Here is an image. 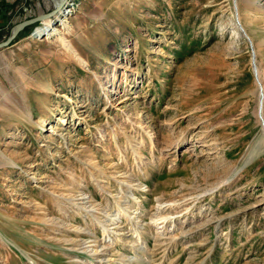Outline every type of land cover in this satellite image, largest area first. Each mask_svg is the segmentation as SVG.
<instances>
[{
	"label": "rangeland",
	"instance_id": "1",
	"mask_svg": "<svg viewBox=\"0 0 264 264\" xmlns=\"http://www.w3.org/2000/svg\"><path fill=\"white\" fill-rule=\"evenodd\" d=\"M243 1L68 0L0 46V264H264V0ZM9 4L0 42L56 8Z\"/></svg>",
	"mask_w": 264,
	"mask_h": 264
},
{
	"label": "bare ground",
	"instance_id": "2",
	"mask_svg": "<svg viewBox=\"0 0 264 264\" xmlns=\"http://www.w3.org/2000/svg\"><path fill=\"white\" fill-rule=\"evenodd\" d=\"M53 2H54V4H55V6H59V8L57 9V10H59V11H61V6H60V4L62 3V1L63 2H65V1H67V4H68V0H52ZM244 2V5H245V8L247 7V12H249V13H251L250 11V9H251V7H253V6H255V4H254V2L252 1V0H244L243 1ZM65 5L64 6V10L67 8V6L69 5ZM252 5V6H251ZM58 11V12H59ZM66 11V10H65ZM62 12V11H61ZM238 12V11H237ZM47 18H49V17H44L43 18V20H46ZM42 20V21H43ZM237 20H238V22H239V27L243 30V37H246L248 40H250L251 42H253V38H252V36L250 35V33H249V29H247V27H245L243 24H242V16H241V14H240V12H238V15H237ZM60 22H62V23H65L66 22V18H62V19H60ZM61 23V24H62ZM56 31H57V27L56 26H53L52 25V21L51 20H48L43 26H41V27H38L37 29H36V33L39 35V36H43L44 34H46L45 36H47V34L49 35V33H56ZM43 34V35H42ZM41 38H43V37H41ZM41 38H40V40H41ZM7 41V40H6ZM11 42V41H10ZM10 42H8L6 45H9L10 44ZM263 42V41H262ZM63 43L65 44V46H67L69 49H74V47H72L71 46V44L69 43V42H66V40L65 39H63ZM264 43V42H263ZM261 45L262 44H259V45H257V47H259V49L261 48ZM5 47V46H4ZM255 50H256V48H255ZM74 54H75V56H78V53L74 50ZM257 56V55H256ZM256 56H255V58H256ZM258 87H259V84H258ZM260 99H259V102H258V104H259V108H258V111H257V116H258V119H259V121L261 120L259 117L260 116H262V115H264V92H263V94L261 93L260 94V97H259ZM262 124H264V119H263V121H262ZM124 183H126V182H124ZM129 183V182H128ZM130 185V184H129ZM84 199V198H83ZM187 206V205H186ZM168 207V205L166 206V205H164V204H160L159 203V206L155 209V214H154V216H153V218L155 217L156 218V221H154V223L153 224H156L157 226H159L160 224H163L164 226L165 225H167L168 223H173V218H170L169 216H168V214H171L170 213V211L171 210H173V208H174V204H169V208H167ZM187 209V208H186ZM185 210V209H184ZM154 218V219H155ZM153 219V220H154ZM152 220V221H153ZM158 221H160L159 223H157ZM174 222H176V220L174 221ZM113 224H116L117 225V227H119L120 225L118 224V222H113ZM128 226L130 227V229H134V230H136L135 228H136V226H137V224L135 223V222H131V223H129L128 224ZM162 227V226H161ZM166 227V226H165ZM159 228H160V226H159ZM117 229V228H116ZM127 229V228H126ZM158 229V228H157ZM125 233V231L122 233H120V234H124Z\"/></svg>",
	"mask_w": 264,
	"mask_h": 264
},
{
	"label": "water",
	"instance_id": "3",
	"mask_svg": "<svg viewBox=\"0 0 264 264\" xmlns=\"http://www.w3.org/2000/svg\"><path fill=\"white\" fill-rule=\"evenodd\" d=\"M66 4H67V1H65V2L62 1V3L60 4L61 10L64 9V6ZM58 8H59V6H56V8L53 11H51V12L43 13V14H41L39 16H36V17H33V18H29V19H26L24 21L19 22L18 24H16L14 26V29H13V31L11 33V36L8 38V40L4 41V42H0V46L6 45L14 37H16V35L19 33V31H21L26 26V24L31 23V22L39 21V20L43 19L44 17H49L50 18L52 15H54L56 13V10ZM261 120L263 121L262 117H261ZM263 126H264V124H263Z\"/></svg>",
	"mask_w": 264,
	"mask_h": 264
},
{
	"label": "built area",
	"instance_id": "4",
	"mask_svg": "<svg viewBox=\"0 0 264 264\" xmlns=\"http://www.w3.org/2000/svg\"><path fill=\"white\" fill-rule=\"evenodd\" d=\"M11 2V0H1L0 1V16H1V14L3 15V14H8V15H10L11 14V12L10 11H8L10 8H9V3ZM19 8V7H18ZM17 8V9H18ZM14 11V10H13ZM6 12V13H5ZM14 21V20H13ZM15 22V21H14ZM8 23V22H7ZM7 23H4V22H2V21H0V30H2L3 28L2 27H4Z\"/></svg>",
	"mask_w": 264,
	"mask_h": 264
},
{
	"label": "crops",
	"instance_id": "5",
	"mask_svg": "<svg viewBox=\"0 0 264 264\" xmlns=\"http://www.w3.org/2000/svg\"><path fill=\"white\" fill-rule=\"evenodd\" d=\"M1 1V0H0Z\"/></svg>",
	"mask_w": 264,
	"mask_h": 264
}]
</instances>
